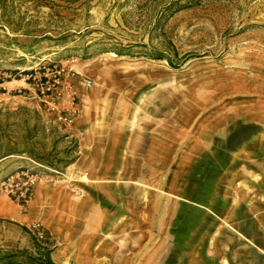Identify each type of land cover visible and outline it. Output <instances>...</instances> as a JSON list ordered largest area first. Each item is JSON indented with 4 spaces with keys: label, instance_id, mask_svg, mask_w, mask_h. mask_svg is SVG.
Instances as JSON below:
<instances>
[{
    "label": "rangeland",
    "instance_id": "1",
    "mask_svg": "<svg viewBox=\"0 0 264 264\" xmlns=\"http://www.w3.org/2000/svg\"><path fill=\"white\" fill-rule=\"evenodd\" d=\"M47 254L264 264V0H0V264Z\"/></svg>",
    "mask_w": 264,
    "mask_h": 264
},
{
    "label": "crops",
    "instance_id": "2",
    "mask_svg": "<svg viewBox=\"0 0 264 264\" xmlns=\"http://www.w3.org/2000/svg\"><path fill=\"white\" fill-rule=\"evenodd\" d=\"M109 144L111 143H107L105 140H98V141H95L93 142V145L91 147V152H89V154L94 157L95 156V162L96 164L98 165L100 161H107L109 162V158L111 157V152H109L111 150ZM131 146V145H129ZM127 148V145H124L123 146V149L124 148ZM86 158H88V155L86 156ZM108 158V160H107ZM79 160H81V158H79ZM91 179H99V180H111L113 181V176H104V177H101V178H97V176H92ZM82 203L87 205V204H90V205H95V207L97 206L98 207V203L95 202L94 200H91L89 201L87 198L84 197V199L82 200Z\"/></svg>",
    "mask_w": 264,
    "mask_h": 264
},
{
    "label": "trees",
    "instance_id": "3",
    "mask_svg": "<svg viewBox=\"0 0 264 264\" xmlns=\"http://www.w3.org/2000/svg\"><path fill=\"white\" fill-rule=\"evenodd\" d=\"M49 254H47V260H48V262H50L51 264H55V263H53L52 261H51V259H50V257L48 256Z\"/></svg>",
    "mask_w": 264,
    "mask_h": 264
}]
</instances>
